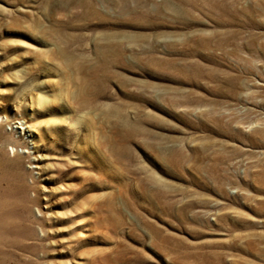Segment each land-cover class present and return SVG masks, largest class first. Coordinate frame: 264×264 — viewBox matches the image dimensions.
Segmentation results:
<instances>
[{"label": "rangeland", "instance_id": "obj_1", "mask_svg": "<svg viewBox=\"0 0 264 264\" xmlns=\"http://www.w3.org/2000/svg\"><path fill=\"white\" fill-rule=\"evenodd\" d=\"M0 264H264V0H0Z\"/></svg>", "mask_w": 264, "mask_h": 264}, {"label": "bare ground", "instance_id": "obj_2", "mask_svg": "<svg viewBox=\"0 0 264 264\" xmlns=\"http://www.w3.org/2000/svg\"><path fill=\"white\" fill-rule=\"evenodd\" d=\"M33 131V130H32Z\"/></svg>", "mask_w": 264, "mask_h": 264}]
</instances>
